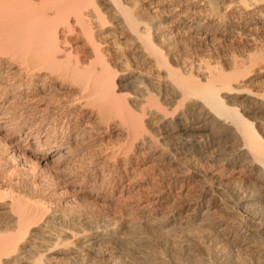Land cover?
<instances>
[{
	"label": "bare ground",
	"instance_id": "obj_1",
	"mask_svg": "<svg viewBox=\"0 0 264 264\" xmlns=\"http://www.w3.org/2000/svg\"><path fill=\"white\" fill-rule=\"evenodd\" d=\"M123 249L264 264V0H0V264Z\"/></svg>",
	"mask_w": 264,
	"mask_h": 264
},
{
	"label": "rangeland",
	"instance_id": "obj_2",
	"mask_svg": "<svg viewBox=\"0 0 264 264\" xmlns=\"http://www.w3.org/2000/svg\"><path fill=\"white\" fill-rule=\"evenodd\" d=\"M226 45H227V46H226ZM228 45H229V46H228ZM235 45H236V46H235ZM224 46H225V47H224ZM230 46L232 47V49H233V48H234V49H237V48H238V50L241 49V46L239 47V46H238L237 44H235V43L231 45L229 42H227V44H223L222 46H220L218 50L222 51L224 55H225V54L227 55V53H230V51H233V50H234V49H233V50H232V49H229ZM233 46H234V47H233ZM235 47H237V48H235ZM246 47H247V46H246ZM226 48H227V49H226ZM247 48H248V47H247ZM225 49H226V50H225ZM228 50H230V51L228 52ZM224 51L227 52V53H224ZM234 51H235V50H234ZM222 52H221V53H222ZM223 54H222V55H223ZM161 165H162V164H161ZM175 166H176L177 168H179V166H178L177 164H167V165H166V163H165V164L163 163V165H162V167H164V168H162L161 166H160V167H161V169H163L165 172L168 173V172L171 171V173H172V172H176V170H179V169H177ZM160 167H158V168H160ZM174 170H175V171H174ZM231 175H232V173H231ZM232 176H233V175H232ZM233 178L235 179V177H232L231 180H233ZM102 211H105V213H108V216H106V218L110 217V216H109V215L111 214L110 211L113 212V210H111V209H109V210H105V209L103 210V209H102ZM109 213H110V214H109ZM185 214H186V213H184L183 215H185ZM105 215H107V214H105ZM198 219L201 220V219H200V216H198ZM201 228H206V226L201 227ZM204 230H205V229H204ZM201 231H202V233H204L203 229H202ZM205 232H206V231H205ZM201 241H202V239L200 240V242H201ZM201 243H203V241H202ZM148 247H149V246H145V245H144V246H143V250L146 251L145 248L147 249ZM149 249L151 250L152 248L149 247V248L147 249V250H148V253H151L153 250H152L151 252H149ZM124 252H125V249H123L122 254H120L121 257H120V256L118 257V260H120V261H121V260L123 261V259H124V261H123L124 263H123V264H150V261H148V262H147V261H142L143 263L140 262V261H134L131 257H128V256H129V255H128V251L125 252V253H124ZM124 255H125V256H124ZM117 256H118V254L116 255V257H117ZM116 257H114V259H113V261L115 260L114 263L117 262V258H116ZM124 257H125V258H124ZM115 258H116V259H115ZM119 258H120V259H119ZM122 258H123V259H122ZM120 261H118V262H120ZM131 261H132L133 263H132ZM118 262H117V264H118ZM121 263H122V262H121Z\"/></svg>",
	"mask_w": 264,
	"mask_h": 264
}]
</instances>
